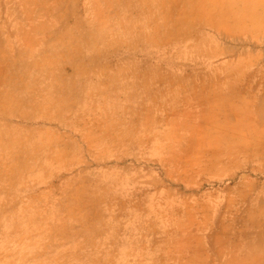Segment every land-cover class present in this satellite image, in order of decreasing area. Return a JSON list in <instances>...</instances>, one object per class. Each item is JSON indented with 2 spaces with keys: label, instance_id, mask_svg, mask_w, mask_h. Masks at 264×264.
Instances as JSON below:
<instances>
[{
  "label": "rangeland",
  "instance_id": "rangeland-1",
  "mask_svg": "<svg viewBox=\"0 0 264 264\" xmlns=\"http://www.w3.org/2000/svg\"><path fill=\"white\" fill-rule=\"evenodd\" d=\"M216 1L0 0V264H264V0Z\"/></svg>",
  "mask_w": 264,
  "mask_h": 264
},
{
  "label": "bare ground",
  "instance_id": "bare-ground-1",
  "mask_svg": "<svg viewBox=\"0 0 264 264\" xmlns=\"http://www.w3.org/2000/svg\"><path fill=\"white\" fill-rule=\"evenodd\" d=\"M215 1H216V0H215ZM219 1H220V0H219ZM216 2H217V1H216ZM216 2H215V3H216ZM212 3H214V2H212ZM221 5H222V4H221ZM213 7L218 9V8L220 7V5H219V7H216L215 5H213ZM259 102H260V101H259ZM261 110H262V107L260 108V111H259V112H256V114L259 113L260 116H263V113L261 112ZM260 112L262 113V115L260 114ZM259 118H260V117H259ZM259 120H260V119H259ZM261 122H262V121H261Z\"/></svg>",
  "mask_w": 264,
  "mask_h": 264
}]
</instances>
